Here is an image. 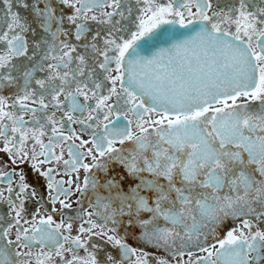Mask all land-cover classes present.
<instances>
[{"label": "snow or ice", "instance_id": "6c2138e0", "mask_svg": "<svg viewBox=\"0 0 264 264\" xmlns=\"http://www.w3.org/2000/svg\"><path fill=\"white\" fill-rule=\"evenodd\" d=\"M0 3V153L12 165L0 169V264H148L128 243L136 229L154 248L195 244L196 264H264V0ZM14 6L42 33L31 45L36 28ZM54 163L83 170L74 191ZM41 181L61 216L79 193L76 214L29 218Z\"/></svg>", "mask_w": 264, "mask_h": 264}, {"label": "flooded vegetation", "instance_id": "af4514ba", "mask_svg": "<svg viewBox=\"0 0 264 264\" xmlns=\"http://www.w3.org/2000/svg\"><path fill=\"white\" fill-rule=\"evenodd\" d=\"M214 2H215V0H214ZM29 3H31V0H29ZM53 3L55 4V0H53ZM42 6L43 5H41V7ZM60 7H63V6H60ZM14 10L19 11L22 16L26 17L32 28H36V21L34 20L32 12L30 10H25L22 7H16V6H14ZM213 10H215V8ZM64 11L69 12L70 10L64 9ZM3 16H4V6L2 3H0V30L4 29ZM90 26H91V29L93 32H95L97 30L103 32V27L94 23V22H92L90 24ZM40 35H42V33L40 32V30L38 28H36V35L35 36L29 34L28 39H29L30 45L34 39L38 40ZM90 36H91V33L89 34V38H90ZM72 42L76 43L74 40ZM79 50L80 49H78V51ZM29 51L31 52V47H30ZM20 62H23V58H21V60L14 61V63H20ZM43 75H44L43 73L38 74V76H43ZM13 92H14V89L8 88V89H5L2 94L11 95ZM63 99L64 98L61 97L62 101H63ZM81 100L83 101L82 97H81ZM114 100H115V98H113V102H114ZM89 103H91V101H89ZM49 111H52V109H49ZM57 115L59 116L60 113H57ZM129 118H131V113H129ZM25 119H31V114L26 115ZM121 123H125V121L122 120ZM73 127L76 128L77 132H79V128H80L79 125H73ZM132 127L134 129L135 124H133ZM83 138L84 139H90L88 134H84ZM44 139H45V142H47V138L45 137ZM77 143H79V141H77ZM0 147H3V144H0ZM89 147H91V145H89ZM118 147H119V145H118ZM124 147L129 148V147H131V145L126 144ZM57 151H59V149H57ZM64 158L68 159L66 151H65ZM85 162H88V161H85ZM20 167H22L24 169V171L28 174V176H27L28 182L30 184L35 183L29 166L25 164V165H21ZM51 167L57 168L59 170V172L61 173V174H58L55 176L56 180H63V181L73 180L74 181V184L72 186L68 185L67 183L64 185L65 188L72 187L73 191H74L75 184L80 183L83 176H84L83 170H81L79 173H70L67 175L63 174L64 173V166L62 164L57 165L54 163L53 165H51ZM11 168H12V165L10 163H8V156L4 153H0V169H2L5 172H10ZM145 175H147V174H145ZM77 176H79L80 179H77ZM12 179H13L12 187L15 188L17 183L19 182V174L14 175L12 177ZM6 188H7V183L0 184V190L6 189ZM37 190H38L37 199H39V196H43L44 197V203H43V206L41 207L35 200L30 199L26 203V208H27L29 218H31V214H33L34 212H36L38 210L40 216L52 215L54 220L59 222L61 219L66 220L68 216H74L76 214V210L80 207V205L76 202L80 194L75 193L73 195H70L68 202H70L72 204V209L71 210H65L64 215L61 216L59 214V212H56V213L52 212L53 207L60 209V205L58 203L55 205L51 204V202L48 199V194L45 191L43 181H41L39 183V185L37 186ZM4 194H5V196L8 195V193L6 191ZM53 194H55V193H53ZM61 199H63V197H61ZM84 206L85 207L88 206L87 199L84 200ZM7 213H8L7 205L3 202H0V215H4ZM238 224H239V220L235 221L232 224V226L235 227ZM262 227H264V225H262ZM14 233H15V229H13V237H14ZM75 234L76 233H75V225H74L73 235H75ZM138 234H139V229L135 230V234H132V232L130 231L128 243L133 247H137L139 249H142V251L144 253H147L148 264H156V260L159 257H164L165 259H167L169 261V264H196L198 257H202V256L206 255V253L201 252L195 244L181 248V241L180 240L176 241L175 247H173L171 250L162 249V248L161 249L154 248L151 245L139 242L136 239V235H138ZM223 235H224L223 232H217L215 234V236L210 235L208 237V239L206 241H204V246H208L211 243H215V240L217 238H223ZM201 239L203 240V237ZM104 251L112 252L113 256L117 255V253L107 245H105ZM181 251L184 253L183 255L179 254ZM189 252L192 253L191 256L188 255ZM173 253H175V255H173ZM80 255H86V253L83 252V250H81ZM137 255H140V252H138ZM98 257L101 260H103L104 259L103 253L102 252L98 253ZM125 264H134V259L130 258L128 261L125 262Z\"/></svg>", "mask_w": 264, "mask_h": 264}]
</instances>
